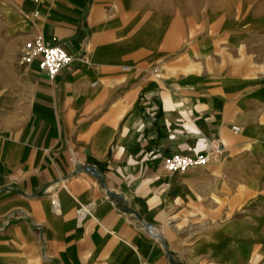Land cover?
<instances>
[{
    "label": "crops",
    "instance_id": "obj_1",
    "mask_svg": "<svg viewBox=\"0 0 264 264\" xmlns=\"http://www.w3.org/2000/svg\"><path fill=\"white\" fill-rule=\"evenodd\" d=\"M184 18L181 0H0L14 47L0 52V264H264L246 172L264 164V77L207 70L212 41ZM37 35L73 58L53 80L38 58L15 65ZM205 152L184 172L162 164ZM221 199L244 208L212 210L227 221L185 249L167 219Z\"/></svg>",
    "mask_w": 264,
    "mask_h": 264
},
{
    "label": "rangeland",
    "instance_id": "obj_2",
    "mask_svg": "<svg viewBox=\"0 0 264 264\" xmlns=\"http://www.w3.org/2000/svg\"><path fill=\"white\" fill-rule=\"evenodd\" d=\"M181 2L186 23L193 22L195 17L198 23L186 26L187 34H191V37L209 35L212 41L209 42L208 50L211 57L207 59V70L219 74H244L257 79L264 77V0H181ZM13 48L11 37L6 38V41H0V52L4 55H9ZM21 50L22 46L15 57V65L23 70L24 67L19 64ZM258 161V158H254L250 162L257 164ZM246 172L251 178L254 177L256 188L262 189L259 193L264 195V164L256 170ZM224 200H217L212 205L186 203L182 205L180 213L167 219V224L182 238L185 249L209 227L227 221L228 218L212 216V210L231 209L233 208L231 204L235 209L244 208V205H239L238 202L226 203ZM248 204L250 203H246L245 207Z\"/></svg>",
    "mask_w": 264,
    "mask_h": 264
},
{
    "label": "built area",
    "instance_id": "obj_3",
    "mask_svg": "<svg viewBox=\"0 0 264 264\" xmlns=\"http://www.w3.org/2000/svg\"><path fill=\"white\" fill-rule=\"evenodd\" d=\"M37 13H34L36 16ZM38 58L37 67L43 72L49 80H53L57 73L70 66L73 58L68 56L63 49L58 45H47L44 43L41 36H34L26 41L21 50L19 64L26 68L31 66ZM122 70H129L128 67H123ZM153 71H157L154 67ZM233 130H236L233 128ZM209 162V155L205 153H195L192 157L183 156L177 153L166 155L162 159L164 169L170 173L184 172L190 168L201 167ZM51 207L56 212L58 211V202L56 198L51 199ZM88 214L85 206H81L76 210V216L81 221Z\"/></svg>",
    "mask_w": 264,
    "mask_h": 264
},
{
    "label": "water",
    "instance_id": "obj_4",
    "mask_svg": "<svg viewBox=\"0 0 264 264\" xmlns=\"http://www.w3.org/2000/svg\"><path fill=\"white\" fill-rule=\"evenodd\" d=\"M86 171H88L89 173H91L93 176H95L97 179H99V181H101V176L99 175V173L95 170V168L93 167H86L85 169ZM121 198V197H120ZM124 210L128 211V209L126 207H123ZM146 229H148L150 232L151 230H153V225L151 224H146L145 225ZM174 264V263H172Z\"/></svg>",
    "mask_w": 264,
    "mask_h": 264
},
{
    "label": "trees",
    "instance_id": "obj_5",
    "mask_svg": "<svg viewBox=\"0 0 264 264\" xmlns=\"http://www.w3.org/2000/svg\"><path fill=\"white\" fill-rule=\"evenodd\" d=\"M111 197H112L113 199H116V201H118V203H119V199H118L116 196L111 195Z\"/></svg>",
    "mask_w": 264,
    "mask_h": 264
}]
</instances>
